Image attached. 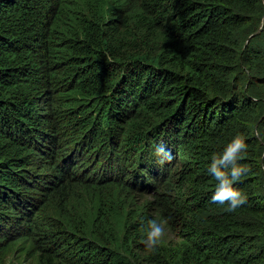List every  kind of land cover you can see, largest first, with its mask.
Here are the masks:
<instances>
[{"label": "trees", "instance_id": "1", "mask_svg": "<svg viewBox=\"0 0 264 264\" xmlns=\"http://www.w3.org/2000/svg\"><path fill=\"white\" fill-rule=\"evenodd\" d=\"M238 134L229 212L208 166ZM262 137L264 0H0V256L264 264ZM145 207L180 241L145 251Z\"/></svg>", "mask_w": 264, "mask_h": 264}, {"label": "clouds", "instance_id": "2", "mask_svg": "<svg viewBox=\"0 0 264 264\" xmlns=\"http://www.w3.org/2000/svg\"><path fill=\"white\" fill-rule=\"evenodd\" d=\"M246 150L245 137L238 134L222 153L213 154L208 166L209 174L217 181L212 203L227 204L226 210L229 212L235 211L236 208L246 203V196L234 187L235 183L250 171L249 166L239 163L244 158L242 153H246ZM155 156L158 157L157 162L161 165L172 159V154L165 150L163 144L156 147ZM141 230L145 233L144 238L140 241L144 245L145 251H154L164 238V226L153 219L147 223L146 228Z\"/></svg>", "mask_w": 264, "mask_h": 264}, {"label": "rangeland", "instance_id": "3", "mask_svg": "<svg viewBox=\"0 0 264 264\" xmlns=\"http://www.w3.org/2000/svg\"><path fill=\"white\" fill-rule=\"evenodd\" d=\"M151 200L148 194L137 195L136 202L140 206H147L148 202ZM148 207V206H147ZM146 209V207H145ZM150 213L155 220L160 222L165 229L164 238L160 245L169 246L177 243L179 240L177 232L172 229L164 220H162L158 215H156L154 210L146 209L145 215ZM28 242H15L8 247L6 254L0 256V264H37V260L31 255H28L25 248L29 247Z\"/></svg>", "mask_w": 264, "mask_h": 264}, {"label": "water", "instance_id": "4", "mask_svg": "<svg viewBox=\"0 0 264 264\" xmlns=\"http://www.w3.org/2000/svg\"><path fill=\"white\" fill-rule=\"evenodd\" d=\"M258 32H259V31H258ZM258 32H257V33H258ZM257 33H254L253 35H251V37H250V38H253V37H254V36L257 34Z\"/></svg>", "mask_w": 264, "mask_h": 264}]
</instances>
